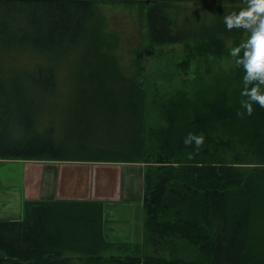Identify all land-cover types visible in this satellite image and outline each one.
Listing matches in <instances>:
<instances>
[{"label":"trees","instance_id":"obj_1","mask_svg":"<svg viewBox=\"0 0 264 264\" xmlns=\"http://www.w3.org/2000/svg\"><path fill=\"white\" fill-rule=\"evenodd\" d=\"M10 1L25 21L9 18L3 5ZM104 1L112 0H0V111L3 101L28 110L24 134L0 131V156L143 163V240L107 239L101 201L32 200L23 222L0 221V264H264V108L254 103L251 116L238 115L245 111L242 66L211 82L202 75L191 89L162 97L158 122L146 127L137 78L101 51L109 40L103 39L98 13ZM139 1L146 8L148 41L183 44L185 68L196 58L231 56L229 48L248 35L224 28L228 7L217 17L192 8L206 0ZM221 1L236 2V10L244 3ZM22 28L25 42L18 41ZM24 52L45 60L30 68L18 57ZM67 66L73 71L71 101L78 107L72 136L68 120L60 135L55 119L27 107L35 105L37 90L58 95ZM101 114L124 129L123 139L96 140L98 129L107 134L108 128L86 120ZM189 132L205 135L198 151L184 144Z\"/></svg>","mask_w":264,"mask_h":264},{"label":"rangeland","instance_id":"obj_2","mask_svg":"<svg viewBox=\"0 0 264 264\" xmlns=\"http://www.w3.org/2000/svg\"><path fill=\"white\" fill-rule=\"evenodd\" d=\"M97 5L98 13L101 14L104 20V26L102 25L101 28L103 39H109L108 42H104L105 45L101 51L105 54L109 53L106 57L111 61L114 60V65H118L117 67H119L122 73L128 77L137 78L144 94L143 116L141 120H143L146 127H151L158 122L160 115L158 107L162 97L181 89H191L196 83H199L202 75L207 82H211L217 75L230 74L236 68L234 59L231 56L216 57L212 55L207 58H196L190 66L185 68L182 65V62L186 58V49L183 44L158 45L148 41L145 29L146 21L143 17L146 8L142 7V3L139 0H112L99 2ZM235 5L236 2L232 1L206 0L194 4L192 8L209 11L210 15L217 17L224 7H228L230 12L235 9ZM3 9L7 10L9 18L13 17L12 21L21 17L25 21L27 18L25 13L21 15L19 8L11 1L5 3ZM19 25L26 27L25 22L20 21ZM25 35L26 30L22 28L19 31L18 41L25 42ZM18 57L24 62L23 65L30 66V68L35 66L36 61L40 59L45 60V57L33 52H24L23 55ZM67 67L61 69L60 72L64 82L63 87L58 91V95L52 97L46 94L44 90H37L38 94L31 96V99L35 100V105L27 107H35L34 110L42 118L55 119V130L60 135L64 132V124L68 120L71 122L68 126V132L72 136L77 133L74 124L76 123L75 115L78 107L72 104L71 101L74 92L72 84L73 71L70 70L69 66ZM20 104L19 102L10 104L7 101H3L1 104L3 110L0 111L1 132L12 131L15 134L17 133L18 136L25 133L22 120H24V115L28 110L18 106ZM101 115L104 116L102 119L91 117L86 120V123L93 127L94 125L98 127L99 123H103L108 128L107 134L103 132V129H98V134L95 137L97 138L96 140L114 143L119 139H123L124 134L122 131L124 129H121L117 125H112L113 123H110L108 117H105L104 114ZM86 123L83 124V127L86 126ZM88 137L95 139L91 134H88ZM42 159L52 160L50 158ZM92 163L107 165L108 163L117 162ZM138 165L141 169L145 166L143 163H139ZM138 165H133V172L137 173ZM7 166L2 167L0 170ZM8 168L13 171L14 166L10 164ZM129 243L136 244L138 242ZM78 256L79 254L74 253V257Z\"/></svg>","mask_w":264,"mask_h":264},{"label":"crops","instance_id":"obj_3","mask_svg":"<svg viewBox=\"0 0 264 264\" xmlns=\"http://www.w3.org/2000/svg\"><path fill=\"white\" fill-rule=\"evenodd\" d=\"M12 164L13 171L8 167ZM8 165V166H7ZM0 221H24L32 200L102 202L103 230L115 242H141L144 172L128 163H92L0 156ZM21 173V175H20Z\"/></svg>","mask_w":264,"mask_h":264},{"label":"clouds","instance_id":"obj_4","mask_svg":"<svg viewBox=\"0 0 264 264\" xmlns=\"http://www.w3.org/2000/svg\"><path fill=\"white\" fill-rule=\"evenodd\" d=\"M224 28L243 29L248 35L239 44L229 48L231 57L243 68L240 104L245 111L238 115L251 116L254 103L264 108V0H244L238 10L233 9L223 16ZM205 142L203 133L189 132L184 138L185 145H195L198 151ZM192 153L188 158H192Z\"/></svg>","mask_w":264,"mask_h":264}]
</instances>
